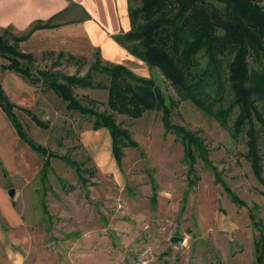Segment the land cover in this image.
Masks as SVG:
<instances>
[{
  "label": "rangeland",
  "instance_id": "374dc122",
  "mask_svg": "<svg viewBox=\"0 0 264 264\" xmlns=\"http://www.w3.org/2000/svg\"><path fill=\"white\" fill-rule=\"evenodd\" d=\"M10 33L21 35L12 29ZM48 51L41 49L34 55V70L83 76L96 59L95 48L63 49L62 56L57 55L59 49ZM68 54L79 59H70ZM128 57L124 64L135 73H141L143 66L148 71L145 75L150 74L143 61ZM0 80L14 103L29 108L48 124L42 129L16 111L31 139L93 169V174L84 172L83 184L72 167L51 158L52 170L43 183L42 161L27 144L19 141L11 168L9 161L3 165L0 153V264H254L258 231L248 209L264 226V167L260 183L245 157V138L232 137L230 125L221 124L188 100L171 113L173 123L202 138L212 166L245 206L230 200L199 158L194 172L200 179L190 185L191 171L183 160L182 144L174 134L165 133L160 112L150 110L137 119L114 114L138 143L122 148L117 166L108 130H93L91 116L66 110L43 82L32 84L7 70L0 71ZM93 81L107 86L109 78L96 72ZM157 83L176 98L168 82L160 78ZM74 92L98 110L106 109V88H76ZM258 106L264 114V105L259 102ZM70 185L73 188L67 189ZM10 188L13 195L8 193ZM173 236L182 238L179 245L170 242Z\"/></svg>",
  "mask_w": 264,
  "mask_h": 264
},
{
  "label": "trees",
  "instance_id": "16d2710c",
  "mask_svg": "<svg viewBox=\"0 0 264 264\" xmlns=\"http://www.w3.org/2000/svg\"><path fill=\"white\" fill-rule=\"evenodd\" d=\"M127 11L130 30L115 35V40L148 66V76H141L124 64L104 61L98 51L83 76L63 75L49 69L34 70L35 57L22 52L18 44L35 29L51 26L49 21L36 23L18 36L4 28L0 35V57L5 62L0 64V71H12L32 84L43 82L64 102L66 110L91 116L93 130H108L111 153L117 166L121 164L122 148L136 147L138 143L129 130L116 121L114 114L137 119L150 110L160 112L165 133L174 134L182 144L183 160L191 171L189 184L194 186L200 179L194 172V164L199 158L211 170L213 181L223 185L230 200L245 206V201L230 190L212 166L202 138L173 123L171 113L181 101L188 100L205 114L218 118L221 124L230 125L232 137L242 135L245 138V157L256 180L263 182L264 114L258 103L264 105V0H127ZM57 55L62 56L64 52L59 51ZM67 56L79 59L74 54ZM250 60L258 66H253ZM96 72L108 76L107 86L94 83ZM160 78L168 82L176 98L164 92L157 83ZM76 88H106V109L100 111L83 102L75 95ZM0 107L19 139L40 157L39 173L43 183L52 170L51 158L62 159L75 170L78 179L86 183L84 172L93 174V169L80 166L68 155L50 151L28 136L16 111L28 115L42 129L48 124L29 108L14 103L1 80ZM62 187H66L64 182ZM72 188V185L67 187ZM153 190L151 201L155 204L157 187ZM248 215L258 231L254 242V264H264V226L251 208Z\"/></svg>",
  "mask_w": 264,
  "mask_h": 264
},
{
  "label": "crops",
  "instance_id": "0c3cea01",
  "mask_svg": "<svg viewBox=\"0 0 264 264\" xmlns=\"http://www.w3.org/2000/svg\"><path fill=\"white\" fill-rule=\"evenodd\" d=\"M48 21L51 26L35 29L19 42L22 52L34 56L41 49L95 48V52L111 63L124 64L129 60L127 50L115 40V35L130 30L127 0H0V28L22 34L34 24ZM140 69L138 74L146 76L147 68ZM19 141L16 130L0 107L3 165L7 166V161L9 168L14 165Z\"/></svg>",
  "mask_w": 264,
  "mask_h": 264
},
{
  "label": "water",
  "instance_id": "95a60500",
  "mask_svg": "<svg viewBox=\"0 0 264 264\" xmlns=\"http://www.w3.org/2000/svg\"><path fill=\"white\" fill-rule=\"evenodd\" d=\"M13 188H10L9 189V191H8V193L10 194V195H13ZM181 241H182V238L181 237H177V236H173V237H171V239H170V242L172 243V244H174V245H179L180 243H181Z\"/></svg>",
  "mask_w": 264,
  "mask_h": 264
}]
</instances>
